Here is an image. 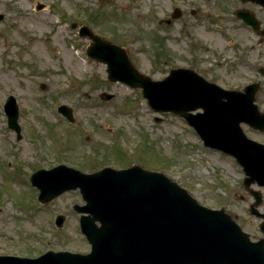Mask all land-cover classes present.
I'll return each instance as SVG.
<instances>
[{
    "label": "rangeland",
    "instance_id": "rangeland-1",
    "mask_svg": "<svg viewBox=\"0 0 264 264\" xmlns=\"http://www.w3.org/2000/svg\"><path fill=\"white\" fill-rule=\"evenodd\" d=\"M38 2L41 10H36ZM240 2L0 0L5 16L0 21V254L31 257L49 249H83L72 216L62 229L54 223L58 214H72L70 205L80 196L67 192L38 205L39 192L30 183L35 169L58 163L86 172L134 163L162 171L191 193L204 195L205 202L231 200L245 218V231L260 234L259 220L249 213L254 199L243 186L241 166L206 148L185 120L155 112L140 88L108 81L106 65L86 54L90 41L71 27L89 26L124 47L132 63L153 80L164 79L170 69L189 67L227 89L242 90L244 84L260 81L256 102L264 112V76L259 72L264 69V40L235 16L245 7L264 29V8ZM175 7L182 11L178 19L170 16ZM233 38L238 43L232 44ZM102 92L114 98L103 101ZM10 94L20 108L19 141L4 112ZM61 104L73 109L75 124L58 113ZM156 117L162 120L156 122ZM244 130L264 143V133L248 125ZM252 188L262 193L264 211V189Z\"/></svg>",
    "mask_w": 264,
    "mask_h": 264
},
{
    "label": "water",
    "instance_id": "water-1",
    "mask_svg": "<svg viewBox=\"0 0 264 264\" xmlns=\"http://www.w3.org/2000/svg\"><path fill=\"white\" fill-rule=\"evenodd\" d=\"M251 1L264 6V0ZM36 8L41 10L43 5ZM180 14L177 9L173 17ZM238 16L255 29L259 26L250 12L240 11ZM79 35L92 40L87 53L107 65L109 81L142 88V97L155 110L186 118L207 146L236 157L246 174V188L253 183L264 186V145L248 139L240 127L246 122L264 131V114L255 104L260 84L250 85L244 92L224 90L185 68L171 70L164 80L154 81L133 66L122 47L103 40L86 26L80 28ZM101 98L110 100L113 95L103 93ZM198 109L203 112L191 113ZM5 110L10 127L20 139L19 108L13 97L8 99ZM59 112L74 122L68 106L59 107ZM32 182L40 188L43 202L71 189L80 188L86 193L84 198L90 207L82 211L92 213L93 217L83 218L82 230L92 240L95 254L100 253V240L129 239L133 242L129 245L132 260L145 264H264V238L252 242L235 221L228 218L223 222L220 211L181 210L183 203L194 201L163 173L139 165L122 170L107 167L93 174L58 166L37 171ZM251 194L256 199L251 213L264 219L257 210L262 203L260 192L251 191ZM63 221L60 216L58 225ZM96 221L102 226L97 227ZM261 229L264 233V222ZM91 256L68 252H49L37 259L0 256V264H82Z\"/></svg>",
    "mask_w": 264,
    "mask_h": 264
},
{
    "label": "flooded vegetation",
    "instance_id": "flooded-vegetation-1",
    "mask_svg": "<svg viewBox=\"0 0 264 264\" xmlns=\"http://www.w3.org/2000/svg\"><path fill=\"white\" fill-rule=\"evenodd\" d=\"M244 44H245V43H244ZM243 51H244V53H243L241 56L243 57V61H244V63H245V50H243ZM203 197H205V196H202L201 198H203ZM201 198H198V199H199V201H200L202 204H204V205H206V206H207V205H210V207H211L212 209H215V210H222V211L224 212L225 215H227V216L231 217L232 219L236 220V221L238 222V224L241 225L242 229L245 231V226H244V224H243V220H245V218H243L242 214H240L239 212H235V211H234L233 206H232V201H231V200H225V201L223 200L221 203L215 205V204H212V203H210V202H205V201H203ZM231 198H233V196H232V197H229V199H231ZM241 199L243 200L244 198L242 197ZM78 203H80V202H79V201H74L73 204L70 205V209L73 210V207H74L76 204H78ZM80 204H83V202L80 203ZM244 208H245V207H242L241 209L244 210ZM224 218H225V217H224ZM75 220L78 221V222L76 223V225H79V217H76ZM254 236L257 237L256 235H254ZM71 251H72V252L79 251V252H81V253H83V254H88V253H90V251H91V245H90L89 242L85 239V240L83 241V249H82V250H72V249H71ZM112 252H113L112 249H104V250H103L104 257H106V256L111 257V256H112ZM103 264H117V262H115V261H110V262H108V263L103 262Z\"/></svg>",
    "mask_w": 264,
    "mask_h": 264
}]
</instances>
